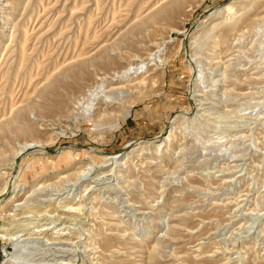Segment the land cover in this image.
I'll list each match as a JSON object with an SVG mask.
<instances>
[{
	"label": "rangeland",
	"instance_id": "obj_1",
	"mask_svg": "<svg viewBox=\"0 0 264 264\" xmlns=\"http://www.w3.org/2000/svg\"><path fill=\"white\" fill-rule=\"evenodd\" d=\"M0 264H264V0H0Z\"/></svg>",
	"mask_w": 264,
	"mask_h": 264
}]
</instances>
